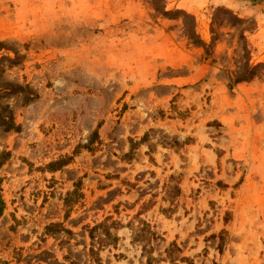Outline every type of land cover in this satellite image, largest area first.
Masks as SVG:
<instances>
[{
    "label": "rangeland",
    "instance_id": "374dc122",
    "mask_svg": "<svg viewBox=\"0 0 264 264\" xmlns=\"http://www.w3.org/2000/svg\"><path fill=\"white\" fill-rule=\"evenodd\" d=\"M0 196V264H264V0H0Z\"/></svg>",
    "mask_w": 264,
    "mask_h": 264
},
{
    "label": "trees",
    "instance_id": "16d2710c",
    "mask_svg": "<svg viewBox=\"0 0 264 264\" xmlns=\"http://www.w3.org/2000/svg\"><path fill=\"white\" fill-rule=\"evenodd\" d=\"M163 15L164 16H167V15H171V13L170 12H164ZM198 43H200V45L202 44L201 46L205 45L202 41L201 42H198ZM247 79H250V78H246V76H245V77H243L241 79L236 80V82L237 83H241V82L247 81ZM3 205H4V202L2 200V197L0 196V206H1L0 207L1 208L0 209V213L2 212L1 210L3 208ZM142 225L143 226L139 230V232H140L139 235H138L139 237H141L143 240H145L147 242H150L152 239L156 238V234L150 229V227H149L148 224H146L145 222H143ZM107 235L108 236H106V237H108L110 241H115L116 240V238L113 237L110 233H107ZM219 238H220V240L223 241V232H222V236H220ZM101 243L102 244H106L107 241H103L102 240ZM144 249H145V252L148 253L147 246H145ZM166 253H167L170 261L175 262V261H177V258L179 257L178 255H175V254L181 253V250L176 246V244H171V248L168 249V250H166ZM149 257H150L149 258L150 264H152L155 261V258H153L151 256H149ZM178 259L180 261H186L187 258H185V257H179Z\"/></svg>",
    "mask_w": 264,
    "mask_h": 264
}]
</instances>
